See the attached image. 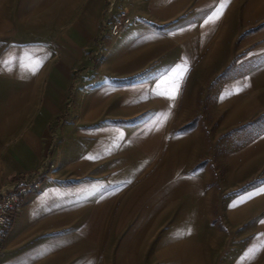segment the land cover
I'll return each instance as SVG.
<instances>
[{
  "label": "crops",
  "instance_id": "crops-1",
  "mask_svg": "<svg viewBox=\"0 0 264 264\" xmlns=\"http://www.w3.org/2000/svg\"><path fill=\"white\" fill-rule=\"evenodd\" d=\"M109 1L0 0V188L50 152L54 164L16 211L0 264H214L205 206L173 221L188 234L154 236L164 222L146 207L118 235L123 215L112 225L101 213L116 208L107 203L113 193L73 183L98 163V147H132L134 138L148 146L178 115L181 127L210 85L219 84L218 130H254L247 147L264 161V0H230L219 19L226 0H118L108 12ZM240 3L243 11L232 12ZM120 9L133 23L103 36ZM50 128L59 138L53 150ZM196 131L174 134L172 146L192 148Z\"/></svg>",
  "mask_w": 264,
  "mask_h": 264
},
{
  "label": "rangeland",
  "instance_id": "rangeland-1",
  "mask_svg": "<svg viewBox=\"0 0 264 264\" xmlns=\"http://www.w3.org/2000/svg\"><path fill=\"white\" fill-rule=\"evenodd\" d=\"M242 7L237 4L231 11L241 13ZM262 23L248 29L251 31ZM75 85L76 82L73 92L78 87ZM218 86V83L210 85L204 99L191 101L196 106L188 112L181 107V112H187L186 123L178 127V115L177 124L157 136H149L148 146H139L134 138L132 147L122 144L98 147L101 152L98 163L73 183L85 191L100 184L102 195L113 193L107 203L116 208L101 213L112 225L123 215L124 228L118 235L128 233L146 207L158 210L150 212L154 216L149 218L154 223L164 222L160 228L151 229L154 236L188 234L189 228L174 227L173 221L179 215L193 214L198 206H205L211 217L205 235L211 238L214 264H264V191H261L264 161L253 155L252 147H247L254 130L252 134L237 133L235 129L218 130L222 118L215 99ZM152 103L148 106L149 120L156 111ZM195 130L192 148L172 146L174 134ZM49 134L54 149L59 138L54 128H50ZM134 134L138 137L141 133ZM185 151H190V155L186 156ZM195 160L198 164H193ZM98 171L101 178L93 176ZM107 173L109 177L105 179ZM193 175L200 177L193 179ZM121 208L127 210L121 213Z\"/></svg>",
  "mask_w": 264,
  "mask_h": 264
},
{
  "label": "built area",
  "instance_id": "built-area-1",
  "mask_svg": "<svg viewBox=\"0 0 264 264\" xmlns=\"http://www.w3.org/2000/svg\"><path fill=\"white\" fill-rule=\"evenodd\" d=\"M117 1H109L108 12H112L115 9ZM132 23L133 18L129 13L124 9H120L110 21L104 22L102 35L112 38L117 37ZM53 167L50 152L38 169L25 172L9 185L0 188V246L13 224L16 211L40 187L42 180L49 175L48 170Z\"/></svg>",
  "mask_w": 264,
  "mask_h": 264
},
{
  "label": "snow or ice",
  "instance_id": "snow-or-ice-1",
  "mask_svg": "<svg viewBox=\"0 0 264 264\" xmlns=\"http://www.w3.org/2000/svg\"><path fill=\"white\" fill-rule=\"evenodd\" d=\"M227 3H230V0H226V2H221L220 3V11H219V13H218V15H217V19H219V16L220 15H223V9L226 7V5H227ZM38 69H35V70H33V72L35 73V71H37ZM187 69H186V67H185V71H186ZM183 75H184V73L183 72H181V74H180V76H181V78H183ZM178 89H179V83H177L176 84V90L178 91ZM175 95H176V92H173V94H172V97L171 98H175ZM261 191H264V189H261ZM249 198H251V197H249Z\"/></svg>",
  "mask_w": 264,
  "mask_h": 264
}]
</instances>
